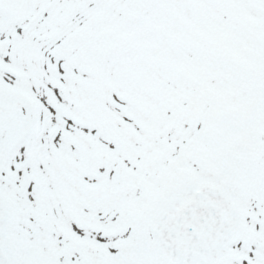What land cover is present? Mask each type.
Instances as JSON below:
<instances>
[{"label":"snow or ice","instance_id":"1","mask_svg":"<svg viewBox=\"0 0 264 264\" xmlns=\"http://www.w3.org/2000/svg\"><path fill=\"white\" fill-rule=\"evenodd\" d=\"M0 264H264V0H0Z\"/></svg>","mask_w":264,"mask_h":264}]
</instances>
